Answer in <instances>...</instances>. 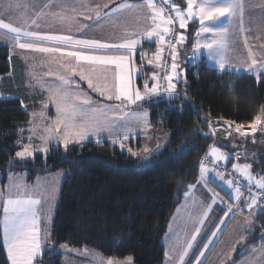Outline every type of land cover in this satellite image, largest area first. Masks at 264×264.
<instances>
[{
	"label": "trees",
	"instance_id": "1",
	"mask_svg": "<svg viewBox=\"0 0 264 264\" xmlns=\"http://www.w3.org/2000/svg\"><path fill=\"white\" fill-rule=\"evenodd\" d=\"M194 24H188L189 42ZM136 62L141 64L142 59L136 56ZM18 63L6 46H0V92L17 95L0 98V173L5 178L8 171L25 169L26 180L31 182L37 175L65 170L48 240L35 264H63L53 249L60 242L92 248L105 257L131 256L136 264H163L162 236L169 219L187 185L196 180L202 156L216 142L209 132L210 123L253 125L264 109V79L220 71L201 59L182 64L180 75L185 80L181 77L177 84L178 97H155L142 103L150 125L169 130L163 149L147 163L139 164L105 140L66 149L51 147L47 155L34 154L32 160L21 162L15 152L29 114L21 106L19 92L13 91L17 76L6 77ZM241 148L250 154L247 160L252 172L263 174L264 136L243 141ZM253 231L246 244L264 241V212L255 217ZM0 264H8L1 229Z\"/></svg>",
	"mask_w": 264,
	"mask_h": 264
},
{
	"label": "snow or ice",
	"instance_id": "2",
	"mask_svg": "<svg viewBox=\"0 0 264 264\" xmlns=\"http://www.w3.org/2000/svg\"><path fill=\"white\" fill-rule=\"evenodd\" d=\"M0 2H4V0H0ZM50 5L59 9V11H45L50 9ZM110 5L115 6L110 7ZM145 6L152 11L151 19L153 25L151 30L146 32V35L148 38L158 37L156 43L160 45L164 40V35L170 30L168 25L171 22V18L165 19L162 17L161 12L163 9L157 8L152 0H145V4L139 5L135 3H116V0H103L102 3L96 4L94 8L83 4L81 0H73L71 5L66 3L65 0H48V3L43 4L42 7L39 6L38 0H7L4 10L0 11V30L3 31L6 37L14 40L16 46L21 50L30 53L67 57L74 62L62 63L61 67L64 68V72L54 74L58 83L49 88V99L55 106L57 117L52 122V126L45 129L46 135L41 136L42 141L47 143L50 139H56L66 149L69 144L81 143L89 136H99L103 132L112 134L116 131L114 126L117 123V119L123 116L119 111L121 104L125 102L132 104L140 101L142 97L139 91L134 94L130 91L131 73L134 71V69L128 67L131 63L130 54L133 53L136 46L140 43L139 40L132 39L131 34L127 38H123L121 42H109L95 38H84L83 35L76 37L58 34L53 31H41L40 21L49 16L53 20H60L61 22L65 20L74 21L76 15H83L85 20L93 21L91 24L81 23L79 25V31L83 34L86 30L102 27L106 23L118 20L126 11H143ZM188 6V16L191 17L194 15L191 11L192 0H188ZM81 9H86V11H81ZM13 11L19 14L15 17L9 15L6 20L4 18L5 14ZM69 11L73 15H66ZM226 14L230 18L229 24L239 18L240 30L243 31L244 4L242 0H229L226 6L220 7H199L198 13L202 21ZM176 18L179 20L181 27H184L185 20L179 11H177ZM260 19L264 21V8H262ZM208 31L207 27H201V32L207 33ZM228 32V28L214 32L211 39L205 42L203 47L209 48L212 45H218L223 52V40L228 35ZM196 47L199 48L200 45L197 44ZM172 56V68L175 69L174 49ZM159 59L158 49L156 60ZM249 59L251 63L248 68L255 69L257 60L251 52H249ZM151 63L152 61L150 60L149 64ZM218 63L221 68L226 65L223 54L220 55ZM260 66L264 67V61L260 62ZM77 76L80 81H87L88 87L93 92L98 93L99 96L106 100H115L120 103L114 107L106 104L93 106L92 98L87 93L79 90L80 85L75 79ZM94 78L96 82H94ZM152 79L156 80L157 77L153 76ZM163 79L168 81L167 90L171 93L174 87L172 84L173 77L168 75ZM157 87L158 85L152 84L151 92H155ZM46 107L47 105H45ZM109 113H113V117H110ZM262 113H264V109H262ZM40 116L43 118L44 113L41 112ZM260 122L261 117L258 116L253 121L252 132L257 130L256 124ZM236 130L240 131L239 128ZM41 151L46 154L47 148H43ZM15 155L23 159L33 156L34 152L31 150L30 145H26L24 150L17 151ZM208 155L212 157L213 165L220 161L226 162L230 158L229 155H226L217 147H211ZM232 167L247 181L245 186L251 193V202L248 203L245 200V203L251 209L256 205L258 198H264V178L256 180L250 174L249 165L247 164L243 166L233 164ZM209 171L211 170L201 162V177ZM216 176L224 180L221 172H216ZM224 183L229 188H232L234 183L237 185L234 199L239 200L241 197L239 181L225 180ZM253 185L259 190L258 192H251ZM194 187L190 185L189 189L184 192L185 198L192 201L193 215H190L189 219L194 222V225H203L211 205H206L196 199ZM217 198L218 194L213 193L212 202L215 203ZM42 207V199L38 196L34 198L33 192L27 190L22 183L14 178L13 184L8 190L7 198L2 203L3 218L0 220L3 243L11 264H33L34 260H37L42 255V231H44V238H47L46 229L42 230L40 226L42 221L39 211ZM197 211H199V215L195 214ZM228 211L232 212L231 206H229ZM225 215L227 216L228 213H225ZM222 223L224 222L222 221ZM200 231V227H195L194 233L186 241V246H181L179 235H176L174 239L170 236L172 244L170 252L166 254L169 255V259L173 258V254L179 248L180 251L176 258L178 259V264H184V259ZM212 235L215 236L216 233L214 232ZM243 238V236L240 237L241 240ZM211 242L209 240V243ZM204 248L207 249L208 244H205ZM251 251L252 253L261 252L262 256L259 260L253 256L249 264H264V245L259 249L253 248ZM200 255L203 256L204 252H201ZM131 261L132 257H127L126 261L108 260L106 264H131ZM197 264H202L199 257H197Z\"/></svg>",
	"mask_w": 264,
	"mask_h": 264
},
{
	"label": "rangeland",
	"instance_id": "3",
	"mask_svg": "<svg viewBox=\"0 0 264 264\" xmlns=\"http://www.w3.org/2000/svg\"><path fill=\"white\" fill-rule=\"evenodd\" d=\"M215 3H220L221 0H214ZM166 2L172 6L173 9H175L176 13L177 11L180 12V8L177 4H179L177 1L176 3L174 0H166ZM192 3L194 5H198L199 7H204V3L201 0H192ZM228 2L223 3V6H226ZM221 4H215L213 7H220ZM210 8V7H206ZM212 8V7H211ZM199 12V11H198ZM184 18V14L181 11L180 12ZM262 15V8H261V14ZM163 17V15H162ZM165 18V17H164ZM221 17H213L210 20L202 21L200 19V16L196 18L195 20V27L192 32V37L189 42L188 39V27L190 23L185 22L184 27H181L180 22L179 28L181 30V36L180 38L171 43L170 48V69L172 71V84L173 89L171 93H169L168 90H165L164 92L158 93V87L160 86V82L158 80L159 77V63L162 59V56L164 52H162V49L165 47V43L162 41L160 45L156 43V40L158 37H155V49L150 53V56L153 58V62L149 64L151 66V69H147L146 72H143L145 80H141L139 77L138 72L135 68V62L133 63L132 58V68L134 71H132L133 76L131 78V84H130V91L134 94L135 92L139 91L141 94V97L143 101H148L151 99H154L155 97L166 99V100H172L175 97H178L179 91L176 89L177 84L179 80L181 79L180 70L181 66L183 64V61L186 60L189 65H192L196 62H199L200 55L202 53H206L208 49L210 51L208 52V57L210 58H218L220 59V47L218 45H215L211 48H204L203 45L205 42L208 41V39H211V34L209 32L211 31V23L216 24V22L222 21L223 23L227 20L230 21V18H223L219 19ZM166 19V18H165ZM221 22V23H222ZM237 22V19L232 22L231 26H234V23ZM189 24V25H188ZM258 24L261 25V44H262V56L260 59V62L264 61V21L260 19V22ZM227 25V23L223 24ZM191 26V25H190ZM207 27L209 31L207 33L201 32V27ZM218 27H221L220 24H216V28L220 29ZM64 29H68L67 27H63ZM220 31V30H215ZM199 33V35H198ZM83 34L80 33V36ZM165 34L164 36H166ZM226 38L223 40V45L227 43L225 41ZM199 44L200 47L197 48L196 45ZM159 49L160 59L156 60L157 51ZM173 49L175 50V64L176 68H172L173 64V56L172 52ZM213 52L214 54L210 55V52ZM150 60H147V63H149ZM38 65L36 66H28L27 69L31 71L30 75H28V80L24 81V85L29 89L32 90L34 87L38 90H41L43 93V97L37 99L38 107L29 112V119L26 127H22L20 129V139L18 141V149L17 151L24 150V147L26 145L31 146V150L34 152V154H41L42 156H45L49 153V150L51 147H60L61 149H65L62 143L56 139H50L47 143L41 140V136L46 135L45 129L52 126V122L56 119L57 113L55 106L50 102L49 99V88L53 86L54 84L58 83L56 80L55 73H62L64 72V68L61 67L62 63H74L73 61H70L69 58L66 57H57V56H46L44 58H41L37 60ZM130 68V65L128 66ZM142 67V66H141ZM260 69H258V72H261L258 74L256 72V75L258 74L259 77L264 78V67L258 66ZM141 69V68H140ZM156 76L157 79L153 80L152 77ZM138 78L140 79V83H137ZM257 78V77H256ZM75 79L78 81L80 88L79 90L82 92L87 93L91 98L93 102V106L99 105V104H106V105H112L113 107L116 104H119V101H109L105 98L101 97L100 100H94V97H99V94L96 92H93L89 87L87 81H80L79 77H75ZM94 82L95 78H94ZM152 84L158 85L155 92H151ZM147 86V90H146ZM166 86H168V81H166ZM157 96L151 97V95L155 94ZM158 93V94H157ZM175 93V94H174ZM176 95V96H175ZM10 97H17L16 94H4L0 92V98H10ZM140 100V101H141ZM137 102V101H136ZM26 104V103H24ZM136 103L128 104L125 102L124 104H121L120 106V112L123 114L122 118L117 119V123L114 126L116 128V131H114L112 134H109L108 132H103L99 136H89L87 139L82 141L81 143H71L69 145H82L86 142L91 141L92 139L100 138L102 136H106L105 140L107 142H110V144H115V146L118 148V150L122 152H126L127 154L131 155L133 158H135L139 164L147 163L149 158L158 152H160L166 141L167 136L169 134V130L166 128H163L161 126H158V130H155L154 133L157 135L156 139L150 140L148 138H144L149 130L151 129L149 122H148V110L145 107H139L138 109L135 108ZM45 105L47 107L45 108ZM140 105V104H139ZM21 106L27 111V109L24 107L23 104ZM28 112V111H27ZM41 112L44 113L43 118H41L40 114ZM110 117H113V113H109ZM261 122L256 124L257 130L255 132H252L251 134H235V133H228L230 136L234 138H238L239 141H246L253 142L257 135H263L264 136V113H262V110L260 112ZM251 128L253 125H249ZM241 127V126H240ZM209 132L211 130L209 129ZM131 137H141L142 140H140L141 143L138 144V140L131 143L128 142ZM135 138H133L134 140ZM102 140V139H100ZM99 139L95 140L94 142L100 141ZM115 141V142H114ZM68 145V146H69ZM122 145V146H121ZM219 148L220 146H214ZM47 148V153L45 154L41 149ZM220 149V148H219ZM221 150V149H220ZM223 152V150H221ZM226 152H229L230 150H225ZM15 152V154H16ZM224 152V153H226ZM235 154H240L241 157L239 160L235 156ZM233 155V156H232ZM249 152L243 148L234 147L231 149L230 157L234 158L232 161L233 164L238 165H249V172L250 174L256 179L259 180L261 178H264V173L255 174L251 170L250 161L247 160V157L249 156ZM34 156V155H33ZM33 156L26 157V158H18L15 155V159L18 161H29L33 159ZM238 156V157H239ZM241 160V161H240ZM227 162V161H226ZM233 169V167L231 166ZM234 174H239L237 171L233 169ZM23 175V176H21ZM27 171L24 169L22 171H8L5 178L0 173V220L3 218V212H2V203L3 200L7 198V193L10 188V186L13 184V179H17L20 183V178L24 177L26 179ZM45 175V174H44ZM38 176V177H37ZM34 179V186L31 185L28 190H31L32 192H35L38 196H42V204L43 207L40 208L39 214L41 216V229H46L47 232V238L48 240V234L49 230L52 224V221L54 219L55 210L57 208L58 198H59V191L61 184L63 182L64 176H65V170L64 169H57L54 170L46 176L45 178H40L42 180H38L39 175H37ZM224 180H221L219 177L215 176V180L213 181L216 185V188L212 189L214 193L218 194V198L221 203H219L217 200L215 203H213L209 198L204 199H197L198 201H202L206 205H211L210 210L207 213V216L204 219L203 225H194V222L189 219L190 215H193V211L191 208L192 201L188 199L187 202L184 204H181L180 208L178 209V212L180 215L178 216L177 212L174 210L169 222L167 229L162 236V244L164 248V261L163 264H178V259L176 258L178 256V253L180 249H177V252L173 254V258L170 260L169 255H166L170 252V246L172 244V239H170V236L175 238L176 235H179L181 238V246H186L187 239H190V236L195 231V227H200L201 231L196 237V241L193 243V246L188 252V255L184 259V264H197V257L200 258L202 261V264H249V261L255 257V259L259 260L262 256L261 252L252 253L253 248H260L262 245H264V241H261V243H252V244H246V241L249 237L253 236L254 234V227H255V217L258 213L264 212V202L261 201L259 198L257 200L256 205H254L251 209L247 208V205L245 203V200L248 201V203L251 202V195L250 197H245L242 195L241 191V197L239 200L234 199V193H235V187L233 185L232 188H229L227 184L224 183L225 180H232L231 176H226L223 174ZM243 177V176H242ZM4 178V179H3ZM243 179H245L243 177ZM246 184L247 181L245 180ZM24 186L25 184L22 183ZM190 185V184H189ZM187 185V187H189ZM33 186V187H32ZM186 187V188H187ZM26 188V186H25ZM252 188H255L253 185ZM27 189V188H26ZM189 189V188H188ZM186 189L183 191V195ZM34 198L37 197V195L33 194ZM182 195V197H184ZM41 198V197H39ZM221 204V205H220ZM222 204L224 205V209H222ZM229 206L232 207V212H229ZM225 213H228L226 216ZM196 215H199V211L195 213ZM186 215V216H185ZM173 218V220H172ZM222 221L224 223H222ZM1 227V236H2V224H0ZM216 233L215 236H213V233ZM42 240L44 238V231L41 232ZM243 236V240L240 239V237ZM209 240L212 242L209 243ZM208 244V248L205 249L204 245ZM54 251L59 254L61 262L63 264H104L103 261L105 260H117V261H126L127 257L131 256H125L123 258H109L104 257L100 253L98 254L95 252V250H86L91 251L93 253V256H88L86 254L81 253L80 255H83L87 257V261H83L80 258H75L72 253H80L78 252V248L71 247L67 245L66 243L60 242L54 246ZM82 249H88L83 247ZM204 252V255L201 256L200 253ZM85 262V263H84ZM131 264H136L133 259L131 261Z\"/></svg>",
	"mask_w": 264,
	"mask_h": 264
},
{
	"label": "crops",
	"instance_id": "4",
	"mask_svg": "<svg viewBox=\"0 0 264 264\" xmlns=\"http://www.w3.org/2000/svg\"><path fill=\"white\" fill-rule=\"evenodd\" d=\"M181 2V5H178L175 1V3L178 5V7L181 9L180 12L182 11L184 14V10H189V6H188V0H179ZM204 3V7H213L215 4H221V6H223V3L229 2V0H221L220 3H215L214 0H201ZM6 2L7 0H4V2H0V11L4 10V7L6 6ZM66 3H68L69 5L72 4L73 0H65ZM81 2L83 4H86L90 7H95L96 4L98 3H102L103 0H81ZM243 4H244V24H243V31L240 30V21L239 18H237V22L234 23V26H231L232 24H229V20H227L226 22H216V24H220L221 27H218L220 29L216 28V24L211 23V31L209 32V34H211V37L213 35V33L215 32V30H222V29H229L228 35L225 37L227 41V43L224 44L223 47V52L220 49V55L223 54L225 60H226V65L221 68L219 66V59L218 58H210L208 57V52L210 51V49H208V51L206 53H202L200 55V59H203L204 62L206 63V65L217 69V70H228V71H233L236 73H243V74H247V75H251L257 78H261L258 76V74H260L261 72H258L260 69L259 63H260V59L262 56V44H261V39H260V34H261V25L258 24V22H260V14H261V8H264V0H242ZM39 6L42 7L43 4L48 3V0H38ZM116 3H135V4H145V0H116ZM111 6H115V5H110ZM159 8V7H157ZM48 10H54V11H59V9L55 8L54 6L50 5V9H46L45 11ZM191 10L194 13V22L196 21L195 19L199 17L198 15V11H199V5L197 8V5H194L192 3V8ZM81 11H86V9H81ZM19 13L16 11L13 12H9L5 14V19H8V16L11 15L13 17L17 16ZM66 15H73L70 11L68 13H66ZM94 17V13L92 14ZM162 16V14H161ZM152 11L148 10L145 6L143 11H126L125 14L119 18L118 20L112 22V23H106L104 24L102 27H96L93 28L91 30H86L83 33V37L84 38H95V39H101V40H105V41H109V42H121V40L123 38H127L129 34H131V38L132 39H137L140 41V43L136 46V48L134 49L133 53H131V63L130 65V69L132 68L133 65L132 64V58H133V63L135 62V68L136 71L139 74V77L141 78V80H145L144 75H143V71L140 65H142V67L146 68L145 72L147 71V69H151V66L149 65V63H147V60H151L153 62V58L150 56V53L155 49V37L153 36L151 38H148L146 35V32L151 30V28L153 27L152 25ZM221 18L219 19H227L229 18V16L226 15H222L219 16ZM184 20L186 22V17L184 15ZM159 22V21H158ZM222 22V23H221ZM41 23V31H53L56 32L58 34H65V35H73L76 37H81L80 36V31H79V25L81 23L84 24H91L93 23L92 20H85L83 15H76L74 21H69V20H65L63 22H61L60 20H53L50 16L46 17L44 19H42L40 21ZM227 23V25H223ZM68 29H64L63 27H67ZM163 27V26H162ZM161 27V30H162ZM210 40V39H208ZM0 46H6L8 48V52L11 56L17 58L19 60V63L16 64V68L17 70L15 71V69L13 71H11L9 74L6 75L7 78L11 79L13 77H16V81L18 82L17 86L14 87L13 91H17L20 94V100H21V104L24 105V107L27 109L28 114L30 111L35 110L38 107L37 104V99L43 97V93L41 90H38L37 88H33L32 90H29L25 85H24V81H26V79L28 80V75H30L31 71H29L27 69L28 66H36L38 64L37 60L44 58L46 56H50L48 54H39V53H30L27 52L25 50H21L16 46V43L14 40L6 37L3 34V31L0 30ZM215 46L212 45L211 48ZM213 49V48H212ZM249 52H251L253 54V57L257 60V65L255 67V69H249L248 65L251 63V60L249 59ZM214 54L212 51L210 52V55ZM136 56H139L140 59H142V63L138 64L136 62ZM67 58V57H66ZM243 62V63H242ZM184 64H188L186 60L183 61ZM189 65V64H188ZM159 70V69H158ZM256 72H258V74L256 75ZM133 76V73H131V78ZM2 77H0V83L2 81ZM264 79V78H262ZM4 82V80H3ZM8 83V80L5 79L4 83ZM160 93V92H158ZM157 93V94H158ZM175 94V93H174ZM157 96L156 93L151 95V97H155ZM176 96V95H175ZM99 98V97H97ZM101 99V96L100 98ZM144 101H137L135 102L136 106L135 108H139V107H144L142 105ZM26 103V104H24ZM140 104V105H139ZM148 122H149V112H148ZM209 122V120H208ZM28 123V122H27ZM26 123V125H27ZM26 125L24 127H26ZM150 125V123H149ZM241 125L239 124H235L232 122H227V121H213L210 123L209 128L211 130V134L212 136L215 138L216 142L211 143V145L209 146L207 152L209 153L210 148L214 147V146H220L219 148L221 150H223V152H226L225 150H230L229 152H226V155H230L231 149L234 147H239L241 148V146H243V141H239L238 138H234L233 134L232 136H230L228 133H235V134H242L240 131H237L236 129L239 128ZM151 129L149 130L148 133L150 134H146L144 136V138H148L150 140L156 139L157 135H155L154 131L158 130V126H151ZM257 129V126H256ZM106 136H102L100 138H96V139H92L91 141H95L97 139H102L105 140ZM133 138H135L133 140ZM138 140V144L141 143L140 140H142L141 137H131L129 139L128 142L133 143L135 141ZM107 141V140H105ZM110 144V142H108ZM111 145H115V144H111ZM240 154H235V156L238 158V160L241 158L239 156ZM233 156V155H232ZM231 156V157H232ZM239 156V157H238ZM229 158L227 160V162H225L227 164L228 167L231 168L232 166V161L234 160V158ZM241 161V160H240ZM206 167H208L211 171H209L208 173H205L203 177H201V173H200V167H199V172L197 175L196 180L191 183L190 185L195 186L194 187V195L197 199L201 200L204 198H209V200L212 201V194L214 193L212 189L216 188L215 183L213 182L215 180V176H216V172H218L217 170H215L212 166L209 165H205ZM50 173V172H48ZM41 174L39 176L38 180H42L40 178H45L44 176H46V174ZM256 174V173H255ZM23 176V175H21ZM38 177V176H37ZM35 179V178H34ZM20 181H22V183L25 184L27 190L28 188L33 185L34 186V180L31 182H27V180L22 177L20 178ZM189 185V186H190ZM32 186V187H33ZM189 187L186 188V191L188 190ZM33 194L37 195L35 192H33ZM38 196V195H37ZM184 196V195H183ZM41 197V199L43 200L42 196H38ZM219 203H221V201L219 199H216ZM188 199L184 197H182L181 201L179 202V204L176 206L175 211L177 212L178 216L180 215V213L178 212L177 208H180V206H182L181 204H184L185 202H187ZM221 205V204H220ZM222 209H224V205L222 204ZM248 208V207H247ZM186 216V215H185ZM173 220V218H172ZM1 229V227H0ZM45 242L46 239H44L41 244H42V248L44 249L45 247ZM261 243V241H259ZM257 242V243H259ZM264 243V242H262ZM2 244H3V248H4V252L6 255V259L8 264H11L10 260L8 259V254H7V250L6 247L3 243V239H2ZM256 244V243H255ZM75 248V247H74ZM83 247L78 248V252L80 253H72V255L75 258H80L83 261H87V257L80 255L81 253L86 254L88 256H95L93 255V253H91V251H86V250H93L92 248H88V249H82ZM95 252H97L95 250ZM98 253V252H97ZM99 254V253H98ZM103 256V255H102ZM105 257V256H104ZM106 258V257H105ZM111 258V257H109ZM84 262V263H85ZM107 260L103 261L104 264H106ZM33 264H35V260L33 262Z\"/></svg>",
	"mask_w": 264,
	"mask_h": 264
},
{
	"label": "built area",
	"instance_id": "5",
	"mask_svg": "<svg viewBox=\"0 0 264 264\" xmlns=\"http://www.w3.org/2000/svg\"><path fill=\"white\" fill-rule=\"evenodd\" d=\"M152 2L157 7L163 9V11L161 12L163 17H165L166 19L171 18V22L168 25L170 30L167 33V35L164 36V40H163V42L165 43V47L162 49V52H164V54L162 56V59L160 60L159 68H158L159 69L158 80L160 82V86L158 87L157 92L161 93L167 90L166 80H164L163 78L168 75L172 76V71L170 69V62H169V57H170L169 45H171V43L177 41L180 38L181 30L178 24L179 20L176 18V14H177L176 11L175 9L172 8V6H170L166 2V0H152ZM239 129L240 132L244 134L252 133V128L250 126H241L239 127ZM201 162H203L205 165L212 166L215 170L221 172L222 174H225L226 176H231V179L233 181H239V187L240 190H242V195L245 197H250L251 193L249 192L248 188L245 186L246 185L245 179H243V177L239 174H234L233 169L228 167L224 161H220L216 165H213L212 157L208 155V152H206L201 158L200 165ZM233 185L237 186L235 183ZM258 191L259 190L256 188L251 189V192L253 193ZM259 199L264 202V198H259Z\"/></svg>",
	"mask_w": 264,
	"mask_h": 264
},
{
	"label": "water",
	"instance_id": "6",
	"mask_svg": "<svg viewBox=\"0 0 264 264\" xmlns=\"http://www.w3.org/2000/svg\"><path fill=\"white\" fill-rule=\"evenodd\" d=\"M192 11V10H191ZM188 12H189V10H184V15H185V17H186V19H187V22L188 23H192V22H194V15H192L191 17H189L188 16ZM193 12V11H192ZM181 77H182V80L184 81L185 79H184V76H183V74H181Z\"/></svg>",
	"mask_w": 264,
	"mask_h": 264
}]
</instances>
